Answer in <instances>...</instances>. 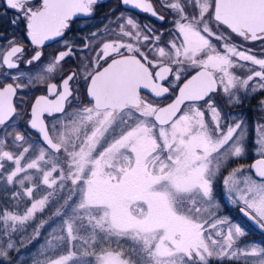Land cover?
<instances>
[{"label":"snow or ice","instance_id":"1","mask_svg":"<svg viewBox=\"0 0 264 264\" xmlns=\"http://www.w3.org/2000/svg\"><path fill=\"white\" fill-rule=\"evenodd\" d=\"M98 3L4 0L16 14L9 23H23L35 47L24 60L25 48L13 36L0 62L6 69L0 75L11 80L0 84V179L23 189L12 194L17 202L24 196L32 201L23 213L0 210L2 234L9 237L0 260L15 264L12 234L57 198L63 201L53 214L61 217L59 227L31 264H92L89 257L95 264H264V246L240 245L243 227L215 213L217 177L246 153L243 122L225 120L215 94L239 104L241 92L264 91V56L248 47L258 45L264 53V0H161L174 14L172 39L164 46L162 34L120 16L118 38L90 33L97 40L84 48L95 55L80 58L66 75L62 62L76 55L71 44L35 77L19 71L21 61L40 62L45 42L64 36L74 17H92ZM121 3L165 19L151 0ZM237 68L248 75H237ZM57 73L59 83L52 82ZM35 83L45 85L46 94L26 108L24 89ZM20 113L46 147L15 130ZM257 134L260 158L249 173L242 164L232 168L223 184L228 199L264 229V124ZM8 137L23 150H5ZM30 149L36 155L22 164ZM29 170L40 174L33 187H25L34 179ZM39 184L51 191L37 199Z\"/></svg>","mask_w":264,"mask_h":264},{"label":"flooded vegetation","instance_id":"2","mask_svg":"<svg viewBox=\"0 0 264 264\" xmlns=\"http://www.w3.org/2000/svg\"><path fill=\"white\" fill-rule=\"evenodd\" d=\"M151 2L155 10L160 15H163L165 17L163 21L151 16L149 13H144L137 9H132L130 7L124 6L121 3V0H99V3L95 6L94 15L92 17H86L83 15H78L77 17H74L70 28L65 32L64 36L56 37L52 40L45 42L43 46V56L40 62H36L34 65L29 66L23 61H21L19 71H23L35 77L38 72L42 71L43 65H46L55 54L59 53L60 51L66 50L67 46L71 44L73 46V52L76 53V55L73 57L66 58V60L62 62L63 72L66 75L68 71L72 70L77 66L80 58L87 56V58L90 60L92 56L95 55L94 51L89 52L88 49L84 48V44L86 42H93L97 40V37L91 36L90 33L97 32L98 36L103 37V39H108L109 37L106 35L110 36L113 31L105 32V28L109 30L119 29L118 24L120 23V21L117 18L120 16H131L140 23L142 28L147 25L149 28L155 30L157 35L162 34L161 46H164L165 42L172 39L170 33L174 32V14L171 13L170 9L161 6V0H151ZM187 10L190 11V9ZM5 11L7 12V15H5ZM15 15L16 14L13 10H8L5 8L4 0H0V34H2L0 35V62H2L3 51L8 48L7 40L12 38L13 36H15L17 42L22 43L23 47L25 48L24 60L30 58L35 47L31 45V42L26 35V27L23 23H20L16 27L12 26L9 23V21L13 19ZM148 34L151 35V33ZM99 42L102 43L103 41L100 40ZM95 46L98 47V44ZM4 71H6V69L0 68V73H3ZM11 72L12 74H16L17 70H11ZM59 79L60 75L59 73H57L56 79L52 82L59 83ZM5 82H11V80L4 77L3 75H0V84H3ZM24 82L26 83L27 80L25 79ZM83 91L84 90L81 89L82 95ZM24 92L28 94L26 97L25 107L30 108V105L32 104L36 96L46 94V86L43 84L35 83L34 85H30L28 88L24 89ZM22 95L23 93H20L18 94V97ZM247 96L248 95H246L244 101H242V104L246 105H240L242 107L241 109H246L245 112L247 113V115H245L244 117L249 119L250 114H253L255 117L258 118V115L260 114L261 110V104H259V101L255 102L257 95L256 93H253L250 97ZM169 101L170 99L165 103ZM22 114L27 120V115L24 113ZM49 119L51 118L46 117V120ZM26 120L24 126L25 129L28 131L29 136L32 139L39 141L36 134L27 129ZM252 174L254 175V173ZM239 209L240 208H238V212ZM250 232L253 235L262 237L264 239V235L256 231L253 227L252 229H250Z\"/></svg>","mask_w":264,"mask_h":264},{"label":"rangeland","instance_id":"3","mask_svg":"<svg viewBox=\"0 0 264 264\" xmlns=\"http://www.w3.org/2000/svg\"><path fill=\"white\" fill-rule=\"evenodd\" d=\"M114 30L115 31H113V33H111L110 36L106 35L109 37L108 38L109 40L118 38L117 33L119 32V29H114ZM248 47H251L253 49V52L257 56H264V53H262L260 51V47L258 45H248ZM242 63H247V62H242ZM233 71L237 75H240L242 77H246L248 75V72L242 68L233 69ZM252 83H255V82H251L249 87L252 86ZM252 94L253 93H249L246 95H248L247 97H250ZM240 95L242 97L241 102L239 104H231L228 102V98L222 92L215 94V99L217 100L218 106L221 109L222 116L225 118V120H227L228 122H232V121H242L243 122V127L245 130V147H246L245 156L240 158V160L238 162L237 161L230 162V165L226 169H223L221 171V174L217 177V180L215 183V194L217 197L216 202L219 206L215 210V213H216L217 217H219L221 219H227L230 223L239 224L243 227V229L245 230V235L243 237L239 238V244L240 245L248 246L251 244H256L258 246H264V242L262 240H260L258 243H255V242L249 243L247 241H244L243 243H241L242 242L241 240H245L246 237L250 236L252 233L250 232V227L248 226V224L246 222H244V220H242V218L240 217V215L238 213V208H240L242 205L235 204L231 200L228 199L227 190L223 184V178L228 175V172L232 168L237 167L238 164H242V165H244L245 173H249L250 172L249 166H250L251 162L256 158H260V156L258 155L259 145H257V143H256V140L258 139L257 127L260 124H264V107L261 106V108H260L261 110H260V114H259L260 116L258 115V118L255 117L253 114H250V117L248 119V118L244 117L245 115H247V113L245 112L246 109L245 108L241 109L242 107L240 106V105H246V104H242V101H244L246 95L243 92H241ZM256 95H257V97H256L255 102H258V101L260 102L261 100H264V91H257ZM255 106H257V105H255ZM14 119L16 120L15 130L23 133L24 132L23 125L25 123L26 118H24L23 114L21 113L17 118H14ZM9 131H12V129H9ZM14 134L15 133H13V135ZM31 142L32 141H29V143H31ZM24 146L26 147L28 145L25 144ZM5 150H10L14 153H19L23 150V148L17 147L16 145H14L12 143V138L8 137L7 138V144L5 146ZM30 151H32V153H33L32 155H29ZM30 151H29V153L25 154V159L21 162L22 164L26 163L29 159L34 158V156L36 155V152L33 149H30ZM57 155H61V154H57ZM4 163H5L6 168H8V169H11L12 167H14V165H12L10 162L5 161ZM21 174H23V173H21ZM29 174H34L35 180L33 179L34 182L32 181L31 184L28 183L27 187H33L34 185L39 183V180L36 177H39L40 174L35 173V170H29ZM53 176H58V173H53ZM1 181H2V179H0V183H1ZM68 183H70V185H71L70 181ZM5 185L6 184L4 182L3 187ZM12 186H8V187L11 188ZM42 189L48 190L47 186L43 185V184H39V187H34L33 197L38 192H41ZM22 192H23V190H22ZM42 196L43 195L38 196L36 198L38 199ZM24 198L29 200V198L26 196H24ZM31 203H32V201L29 200L26 207H29L31 205ZM26 207L24 208V210L26 209ZM24 210L20 211L19 213H23ZM9 211H15V210H9ZM38 213L39 212L36 213V216ZM32 220H30L29 222H31ZM59 221H61V218ZM28 223L26 225H28ZM59 224H60V222H59ZM221 227L224 230L227 229V225H222ZM1 229H2V227H1ZM210 231H212V230L210 229ZM0 262L6 263L7 261L0 260ZM215 263L216 262H214V261L210 262V264H215ZM92 264H95V257L92 260ZM225 264H228V262H225Z\"/></svg>","mask_w":264,"mask_h":264},{"label":"trees","instance_id":"4","mask_svg":"<svg viewBox=\"0 0 264 264\" xmlns=\"http://www.w3.org/2000/svg\"><path fill=\"white\" fill-rule=\"evenodd\" d=\"M148 99H152L150 97H147ZM168 101V100H166ZM165 101V102H166ZM217 101V100H216ZM24 132L28 133V131L25 129V126L23 125ZM30 141H36L38 142L39 146H43L38 140L32 139ZM31 142V143H32ZM32 151H30L29 155H32ZM25 175V173L21 174V177ZM35 180V179H34ZM34 182V181H33ZM29 182H25V187H27V184ZM4 181L2 179L0 183V210H3L7 208L8 210H15V211H22L27 206L29 200L26 198H22L17 202L16 199L13 198V192L19 191L22 193V188L15 184L11 188L8 186H4ZM67 186L70 187V183L67 182ZM50 189H42L41 192H38L35 194L34 198L46 195ZM67 194V189L64 192H60L59 196H65ZM62 200H59L57 198H50V202L46 205L44 210L42 212H39L35 218L28 223V225L25 226V230L21 232L13 233L11 236L12 241L16 245L15 250L10 251V257L12 260L15 261V264H31V259L37 255V253L44 247L47 246V243L49 239H51L52 235H54V230L58 229L59 227V220L61 217L53 215L56 208L59 206V203H62ZM243 220V219H242ZM41 221H44V226L40 228L39 235L34 236V230L35 228L41 223ZM245 222V221H244ZM249 226V225H248ZM0 225V246H4L6 241L9 239V237L4 236L2 234V229ZM250 227V226H249ZM250 229H252L250 227ZM260 240L264 242V239L262 237L255 236L251 234L250 236H247L245 240H241L243 243L244 241H247L249 243L255 242L258 243ZM113 248L116 247L115 244L112 245ZM79 245L76 246V249L78 250ZM94 257H89V260H93ZM217 263V261H214ZM215 263V264H216ZM0 264H9V261L6 263ZM218 264V263H217Z\"/></svg>","mask_w":264,"mask_h":264},{"label":"water","instance_id":"5","mask_svg":"<svg viewBox=\"0 0 264 264\" xmlns=\"http://www.w3.org/2000/svg\"><path fill=\"white\" fill-rule=\"evenodd\" d=\"M149 97H151V96H149ZM152 99H154L153 97H151ZM35 99V98H34ZM34 101V100H33ZM170 102V101H169ZM26 127H27V129L28 130H30L29 128H28V125H27V123H26ZM31 132H33L34 134H36V136H37V138L39 139V135L37 134V133H35V131L34 130H30ZM39 141H40V139H39ZM41 143H42V141H40ZM43 145V144H42ZM45 147H46V145H44ZM257 159H259V158H257ZM256 160V159H255ZM255 160L254 161H252V163L251 164H253L254 162H255ZM239 214H240V216L250 225V226H252L256 231H258L259 233H261V234H263L264 235V229H261L253 220H250L248 217H246V216H244L243 215V213H241L240 212V210H239Z\"/></svg>","mask_w":264,"mask_h":264}]
</instances>
